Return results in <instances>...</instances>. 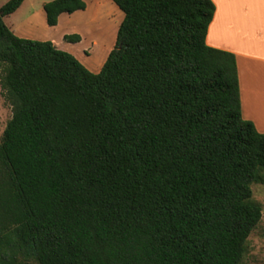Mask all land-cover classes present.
<instances>
[{
    "label": "trees",
    "instance_id": "16d2710c",
    "mask_svg": "<svg viewBox=\"0 0 264 264\" xmlns=\"http://www.w3.org/2000/svg\"><path fill=\"white\" fill-rule=\"evenodd\" d=\"M23 1L0 8V264H240L264 133L235 56L206 45L212 1L109 0L123 20L97 74L15 36ZM85 8L48 2L46 25Z\"/></svg>",
    "mask_w": 264,
    "mask_h": 264
},
{
    "label": "rangeland",
    "instance_id": "374dc122",
    "mask_svg": "<svg viewBox=\"0 0 264 264\" xmlns=\"http://www.w3.org/2000/svg\"><path fill=\"white\" fill-rule=\"evenodd\" d=\"M8 1L0 0V8ZM51 1L53 0H26L21 9L4 19L5 25L12 33L16 32L13 33L15 36L23 34L24 39H36L34 36L39 35L50 37L58 42L60 50L76 54L75 58L85 68L96 69L115 45L123 13L109 0H84L86 9L73 13L66 21L67 26L66 23L62 24L71 28L72 34L82 38L79 44H71L59 39L58 29L53 30L46 25L43 5ZM10 118V106L0 94V136ZM251 191L253 201L261 206L262 217L248 237L240 264H264V172L257 183L251 184Z\"/></svg>",
    "mask_w": 264,
    "mask_h": 264
},
{
    "label": "crops",
    "instance_id": "0c3cea01",
    "mask_svg": "<svg viewBox=\"0 0 264 264\" xmlns=\"http://www.w3.org/2000/svg\"><path fill=\"white\" fill-rule=\"evenodd\" d=\"M25 1L14 13L21 9ZM211 1L215 12L207 30L206 45L235 56L242 118L252 122L259 133H264V0ZM71 15L62 14L56 26L47 27L53 30L58 29L59 39L63 40L65 35H72L73 32L71 28L62 25L71 18ZM18 33L23 32L18 31ZM16 35L19 38L25 37L23 34ZM34 37L37 38L32 40L49 41L60 50L56 40L41 35ZM79 37L81 42L82 38L80 35ZM61 51L70 52L69 50ZM72 56L77 57L76 54ZM104 62L94 70L87 68L91 73L97 74Z\"/></svg>",
    "mask_w": 264,
    "mask_h": 264
}]
</instances>
